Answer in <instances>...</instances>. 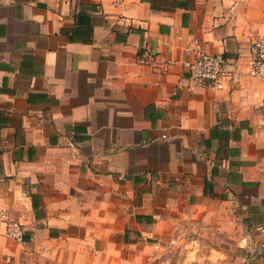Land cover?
Returning a JSON list of instances; mask_svg holds the SVG:
<instances>
[{
	"label": "crops",
	"instance_id": "crops-1",
	"mask_svg": "<svg viewBox=\"0 0 264 264\" xmlns=\"http://www.w3.org/2000/svg\"><path fill=\"white\" fill-rule=\"evenodd\" d=\"M258 39L264 0H0V264H147L185 231L199 264L222 263L228 233L224 264H246L264 224ZM203 53L226 77L183 85Z\"/></svg>",
	"mask_w": 264,
	"mask_h": 264
},
{
	"label": "built area",
	"instance_id": "built-area-1",
	"mask_svg": "<svg viewBox=\"0 0 264 264\" xmlns=\"http://www.w3.org/2000/svg\"><path fill=\"white\" fill-rule=\"evenodd\" d=\"M250 76L264 78V39H258L251 44ZM228 73L226 60L220 55L200 54L189 65L188 75L181 83L197 87H216ZM264 117V102L259 107ZM256 241L248 245L249 250L246 264H253L264 250V224L255 227ZM23 228L19 223L11 222L7 225L6 235L9 239L21 243L23 241Z\"/></svg>",
	"mask_w": 264,
	"mask_h": 264
},
{
	"label": "rangeland",
	"instance_id": "rangeland-1",
	"mask_svg": "<svg viewBox=\"0 0 264 264\" xmlns=\"http://www.w3.org/2000/svg\"><path fill=\"white\" fill-rule=\"evenodd\" d=\"M175 236L176 237L180 236L179 231L178 233L175 234ZM193 236H195V238ZM198 236H200L199 232H194V234H188L185 231L182 236V239H184L182 243L181 242H177V244L170 243V245H168L167 247V251L163 253L161 258L156 260L157 262L154 259H148L147 264H156V263L157 264H199V262L195 259V256L198 254L199 251H201L200 248L203 246L204 244L203 240L205 238H203V236H200L202 238L201 239L202 245H200L197 241L199 238ZM175 240H177V238H175ZM211 243H213L214 246H218V244L220 243L218 241L216 234L214 238H212ZM237 243H238V240L235 239L233 235H230L229 233L227 234V243L226 244L220 243L226 246L225 249H226L227 257L220 259L223 264L225 262H228L233 256L231 252L234 250V247ZM195 249L197 253L196 252L194 253ZM207 260L212 261L206 258L205 261Z\"/></svg>",
	"mask_w": 264,
	"mask_h": 264
}]
</instances>
